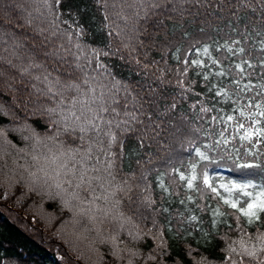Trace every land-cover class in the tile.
<instances>
[{"label": "trees", "instance_id": "16d2710c", "mask_svg": "<svg viewBox=\"0 0 264 264\" xmlns=\"http://www.w3.org/2000/svg\"><path fill=\"white\" fill-rule=\"evenodd\" d=\"M233 40L243 41V56L223 47ZM261 41V0H0V264H133L134 239L143 241L139 264H232L236 218L217 217L227 222L213 225L217 198L204 187L203 173L215 186L250 181L264 187V143H242L230 127L229 143L216 147L224 125L211 117L231 114L232 105L209 89L237 77L234 65L243 59L257 67L243 66L250 75L241 83L264 82ZM205 45L229 75L217 77L220 68L210 62L191 65ZM201 106L213 110L202 113ZM93 117L101 129L111 122L110 149L105 130L86 124ZM69 125L74 133L64 131ZM196 147L209 159L201 160ZM73 148L79 149L74 159L61 155ZM109 159L114 166L105 171ZM61 162L67 168H58ZM193 163L203 195L188 191L177 174L190 175ZM80 197L96 206H77ZM256 228H248L253 237ZM125 234L132 239L127 248ZM101 239L111 240V254L90 245ZM150 248L156 251L147 261Z\"/></svg>", "mask_w": 264, "mask_h": 264}, {"label": "snow or ice", "instance_id": "6c2138e0", "mask_svg": "<svg viewBox=\"0 0 264 264\" xmlns=\"http://www.w3.org/2000/svg\"><path fill=\"white\" fill-rule=\"evenodd\" d=\"M261 3L264 4V0H261ZM243 43L241 40H233L230 45H224L226 47L230 55H240L243 56L246 52V49L240 46ZM231 45H237L236 48H233ZM195 47V46H193ZM220 49L217 48V51ZM258 51L260 53V60L258 66L261 69H264V41H261L259 44ZM180 49H177L176 58L179 60ZM98 55V54H96ZM107 55V53H105ZM204 57L205 59H202ZM79 59V57H77ZM220 68L219 71L215 72L217 77H224L229 75L221 68V61L218 58H214L210 52L209 46H203L201 48H196V58L190 61L191 65L197 68H206L208 67V63ZM184 63H189L188 56L185 55ZM247 66V68L257 67L249 59H243L241 63H236L234 65L237 70V77H233L229 84H217L213 83L210 86V91L215 89V96L222 98L223 102L231 103V114L227 115H218L212 116L211 121L222 123L224 127L219 132L220 139L214 141L216 147H219L221 143L227 145L229 140L225 137V133L229 131L231 127L234 134L239 137V140L243 142H247L251 144L253 147H256L258 144L264 143V82L252 84L241 83L242 79L247 78L245 72V68L243 66ZM97 67H100L99 61H97ZM184 74H187V69L184 70ZM211 73L203 74V79L208 81L209 75ZM261 80L264 81V72L261 74ZM181 86H184V81H179ZM71 87V86H70ZM187 90V89H186ZM51 91V89H49ZM255 92V96H250V93ZM256 96H259L260 99H256ZM241 101H246L245 103H241ZM174 107V106H173ZM210 107L201 106L200 112L208 113L212 111ZM72 117H74L75 121H80L81 117L76 116L75 113H71ZM95 117H93V120ZM87 122V121H86ZM89 126L93 129H99L98 124H93L88 122ZM111 124V122H109ZM119 125H117L118 127ZM65 132L71 131L74 133L76 131L71 125L65 127ZM81 133H86L85 127L81 126L79 128ZM99 134V133H97ZM4 135L3 131H0V136ZM110 137L109 139V149L111 148L112 143L116 140V136L112 134L111 128L109 127V131L105 133ZM81 141L85 140V136L81 135L79 137ZM205 148L210 149L211 145H204ZM195 154L200 157L201 160H207L209 157L202 152L199 147H196ZM104 151V149H101ZM79 154L78 148L70 149L67 153H61V155H67L69 159H74L76 155ZM90 154V153H89ZM106 155L111 156V152H106ZM36 159V157H33ZM83 159V157H82ZM59 160V157L51 158V163L55 164L56 161ZM67 162H61L58 165V168H67ZM114 166V161L109 159L107 161V168L105 171L112 169ZM83 167V166H82ZM244 167H252V165H244ZM94 171H99V169H93ZM197 165L193 163L191 165V174L185 176L183 173H179L177 170V174L179 175V179L182 182H185L186 189L188 191H193L200 193L203 195V189L195 184L197 180ZM33 179V183L36 182V173L31 174ZM47 175V174H46ZM56 175L59 176L60 172L57 171ZM85 180V173L81 172L80 174V184H83ZM47 182V181H45ZM202 182L205 188H208L212 193H215V198H217V206L214 209H210L213 214V225L215 226L217 223L227 221H219L217 217H226V216H235L236 218V230L239 232V239L232 241V245L229 246V256L228 259L231 260L232 264H245L246 260L254 261L255 264H264V231H261V227H264V187L253 184L252 182H245L241 184L231 183V184H221L219 186H215L210 182V177L207 172L203 173ZM70 183V181H69ZM80 184H77V187H80ZM56 187H60V183L57 182ZM160 187L168 192L169 189L165 186L163 178L160 181ZM219 188H223L224 192L227 195H223ZM91 188V184L89 183V187L85 189L88 191ZM252 189V191H249ZM94 191V189H92ZM235 193V195H234ZM78 195V194H74ZM101 197L94 196V200H98ZM104 199H107L105 197ZM189 200L192 199L191 196L188 197ZM222 201L223 205H226L227 208L233 209L234 212H225L219 205V202ZM239 215H236V214ZM243 217V221L241 220ZM195 220L196 217L193 216L191 218ZM256 225V234L253 237L248 232V228ZM229 228L232 226L229 224ZM255 241L252 247H249L250 241ZM237 246L239 251L237 250ZM235 256L243 257L244 259H235ZM131 264V261H129Z\"/></svg>", "mask_w": 264, "mask_h": 264}, {"label": "rangeland", "instance_id": "374dc122", "mask_svg": "<svg viewBox=\"0 0 264 264\" xmlns=\"http://www.w3.org/2000/svg\"><path fill=\"white\" fill-rule=\"evenodd\" d=\"M107 107H109V106H107ZM88 122H96L95 120H93V119H89V120H87V122H86V124L87 125H89V123ZM113 123V122H112ZM101 124V123H100ZM117 125H119V119H116L115 121H114V126L115 127H117ZM109 122H106V127H105V129H101V127H99V129L100 130H102V131H104V132H108L109 131ZM110 138V137H109ZM109 141H107V142H105V143H108ZM12 164H10L9 165V167H10V169H11V171H12V173H15L14 172V170H13V168H12ZM16 174V173H15ZM14 175V174H13ZM126 185L127 186H129V187H131L132 185H130V183H126ZM77 202H76V204H77V206H80V207H83L84 209H89V208H92V207H95L96 206V203L94 202L93 204H91L90 203V199L88 198V197H80V200H76ZM98 205H103V203H98ZM90 206V207H89ZM127 209V208H126ZM13 219L14 218H16L17 216L16 215H14V216H11ZM10 217V218H11ZM11 218V219H12ZM19 220H21L22 222L23 221H25L24 220V218L23 217H21V218H17V220L16 221H19ZM24 223V222H23ZM20 224H22V223H20ZM90 227V226H89ZM124 232H128V230H124ZM138 236L140 237V235L138 234ZM124 237H127L128 239H126V241H125V243H124V246H123V248H127V247H129L128 245H129V243L131 242V240L132 239H130L131 238V236H129V235H127V234H125L124 235ZM133 237H135V236H133ZM89 240V239H88ZM133 242H131V244L133 245L132 246V248H131V250H130V253H132L133 254V256H135V257H133V256H129V257H131V260L134 262L133 264H139V263H141L140 261H142V260H144L143 259V257H144V248L143 249H140V248H138L137 246H139V245H141V243L143 242L141 239H139V240H132ZM107 243H110V245H107ZM91 244H94V246H99V247H101L102 246V248L104 249V250H106V253H108V254H111V251H112V249L114 248V246L112 247L111 246V240H108V241H106V243L104 242V240H102L101 239V243H97V241L96 242H91L90 243V245ZM156 251V249L155 248H150V254H149V252L147 253L146 252V255H148L147 256V261H150L151 260V258L153 257V255H154V252ZM100 252V250L99 249H96L95 250V253H99ZM119 255H121V252H119Z\"/></svg>", "mask_w": 264, "mask_h": 264}]
</instances>
